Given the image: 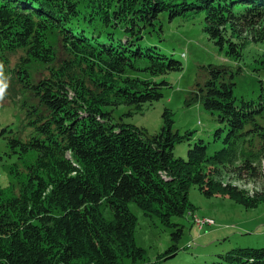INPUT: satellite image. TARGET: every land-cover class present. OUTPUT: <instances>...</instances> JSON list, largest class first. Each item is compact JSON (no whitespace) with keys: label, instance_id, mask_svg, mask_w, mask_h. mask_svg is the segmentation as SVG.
I'll return each mask as SVG.
<instances>
[{"label":"trees","instance_id":"1","mask_svg":"<svg viewBox=\"0 0 264 264\" xmlns=\"http://www.w3.org/2000/svg\"><path fill=\"white\" fill-rule=\"evenodd\" d=\"M194 13L227 58L238 61L250 44L264 43V0H0V76L27 95L23 120L0 128L24 166L9 167L12 180L0 187V264L141 259L129 201L172 228L166 253L175 254L183 227L172 217L194 210L187 199L192 184L245 207L264 203V94L235 96L227 65L208 64L187 100L200 102L217 123L215 151L197 139L185 159L174 156L191 131L173 130L169 109L154 134L113 116L120 105L132 115L159 99L169 84L159 77L182 71L161 36V16ZM53 32L65 53L57 66ZM33 62L49 75L34 82ZM225 177L260 188L249 193ZM216 257L211 264H264V246Z\"/></svg>","mask_w":264,"mask_h":264},{"label":"rangeland","instance_id":"2","mask_svg":"<svg viewBox=\"0 0 264 264\" xmlns=\"http://www.w3.org/2000/svg\"><path fill=\"white\" fill-rule=\"evenodd\" d=\"M162 34L166 47L182 62V71H171L159 78L169 82L161 89L162 96L145 103L140 111L127 115L130 107L120 105L114 109L116 120L143 127L149 134L158 132L163 123L164 109L170 110L173 120L172 128L180 134L191 131L189 139L175 144L174 156L186 158L189 142L203 139L209 143V151L221 147L220 140L213 139L217 123L213 117L203 110L200 102L187 104L190 91L196 81H202L208 64L227 65L232 72L228 77L234 82L233 93L237 97L255 99L264 94V43L250 44L243 52L240 60L227 58L223 51L203 32V24L199 14H190L186 18L176 16L171 20L161 16ZM57 50V66L65 57L57 33L50 36ZM184 53V55H182ZM18 60V54L11 57L6 67H11ZM240 68V71H238ZM29 73L34 82L49 75V68L33 62ZM5 71V73H7ZM146 78L147 75L138 74ZM4 93V94H3ZM27 100L17 82L3 79L0 76V128L14 127L24 118L21 104ZM16 164V165H14ZM24 171V166L17 156L10 153L6 142L0 139V187L12 180L9 167L13 166ZM224 181L236 184L238 188L249 193L260 188V184L236 179L224 178ZM188 201L194 206V214L208 216L215 220V225L205 226L199 230L193 224L192 217L186 211L183 215L173 216L172 221L182 225V235L176 244L177 250L166 253L174 243L171 239L172 228L162 222L155 213H145L136 202L129 201L128 210L135 216L133 240L136 246L142 248V258L132 261L125 258L118 264H211L217 259L218 253L239 246H264V203L254 207H245L233 199L220 194L207 196L192 184L187 192ZM191 247L184 248L187 243Z\"/></svg>","mask_w":264,"mask_h":264},{"label":"built area","instance_id":"3","mask_svg":"<svg viewBox=\"0 0 264 264\" xmlns=\"http://www.w3.org/2000/svg\"><path fill=\"white\" fill-rule=\"evenodd\" d=\"M195 221L199 225H202V224H205V223H207V224L212 223V220L209 219V218H204V219H198V218H196Z\"/></svg>","mask_w":264,"mask_h":264},{"label":"bare ground","instance_id":"4","mask_svg":"<svg viewBox=\"0 0 264 264\" xmlns=\"http://www.w3.org/2000/svg\"><path fill=\"white\" fill-rule=\"evenodd\" d=\"M188 246V245H187Z\"/></svg>","mask_w":264,"mask_h":264}]
</instances>
